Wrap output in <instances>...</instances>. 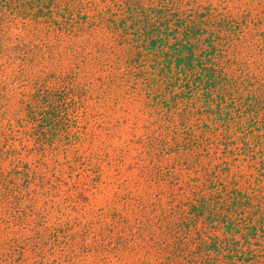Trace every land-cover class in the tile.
I'll return each mask as SVG.
<instances>
[{"label": "rangeland", "instance_id": "374dc122", "mask_svg": "<svg viewBox=\"0 0 264 264\" xmlns=\"http://www.w3.org/2000/svg\"><path fill=\"white\" fill-rule=\"evenodd\" d=\"M110 1L56 0L59 7H53L49 14L53 22L48 26L42 20L44 16L37 25L30 18H23V13L0 16V149L6 145L19 147L20 141L30 144L29 139L20 136L16 122L22 114L23 100L38 86L41 90L46 85L73 88L71 100L81 113L70 140H57L65 148L52 155L50 148L41 152L36 190L26 192L28 183L20 181L24 186L17 183L21 189L15 196H8L7 203L0 200V264L162 262L166 260L164 252L159 251L156 256L160 247L159 215L175 210L174 203L190 195L192 186L201 183L202 179L195 177L201 169L194 170L184 160H177L175 150L156 140L155 118L141 110L140 101L127 90L120 93L123 87L119 89L115 80L106 82L105 73L111 72V66L94 59L103 29L96 27L95 37L78 35L74 30L76 24L71 19L77 22L83 12L90 13L92 7L99 8ZM177 3L182 8L209 4L243 22L248 30L245 41L251 45L242 50L241 56L248 60L247 51L252 52L249 72L264 83V0ZM57 23L60 28H55ZM87 36L89 43L82 49L77 41H84ZM244 78L245 86L252 85L251 78ZM118 92L119 101L113 109L111 103H115ZM197 128L209 141L212 139L211 143L206 142V148L178 150L187 154L186 162L195 159L207 163V186L216 192L223 186L248 185L249 193L248 182H254L257 187L252 191L264 195V182L253 181V159L237 152L239 139L232 138L237 132L226 134L224 139L220 136L224 130L208 131L202 124ZM176 132L177 137L181 136L179 127ZM171 143L174 145V140ZM20 157L30 162L34 158L26 151ZM8 162L7 156H0V171ZM8 242L12 243L10 248ZM34 245L39 252H34ZM7 248L12 250L11 256Z\"/></svg>", "mask_w": 264, "mask_h": 264}, {"label": "trees", "instance_id": "16d2710c", "mask_svg": "<svg viewBox=\"0 0 264 264\" xmlns=\"http://www.w3.org/2000/svg\"><path fill=\"white\" fill-rule=\"evenodd\" d=\"M177 1L181 2L111 0L102 7H92L90 13L83 12L77 22H70L76 24L73 28L78 35L95 37L94 29H103L94 59L111 66V72L105 73L106 82L115 80L119 89L123 87L120 93L127 90L140 101L141 110L155 118L156 140L175 150L177 160H184L194 170L201 169L200 175L195 172L201 183L174 203L175 210L159 215L160 247L156 256L164 252L166 260L157 264H264V195L252 191L257 184L248 182L249 193L248 185L242 188L236 184L215 192L207 186V163L195 159L186 162L187 154L178 150L211 143L204 132L196 131L200 124L208 131L224 130L220 134L224 139L226 134L237 132L232 137L239 139L237 152L253 159V181L264 182V83L249 72L252 52L247 51L248 60L241 56L242 50L251 45L245 41L248 30L243 22L209 4L182 8ZM56 3L0 0V16L23 13V18H30L35 25L44 16L42 20L48 26L53 22L49 14L57 8ZM60 27L57 23L55 28ZM88 36L85 42L77 41L82 49L89 43ZM245 76L248 81L251 78L252 85L245 86ZM70 91L73 88L68 90L63 85H46L42 90L38 86L23 100L16 127L30 144L20 141L19 147H1L0 154L9 162L0 171V200L15 196L23 185L20 181L33 185L25 187L26 192L35 191L37 175H41L37 168L41 152L52 149V155L61 151L65 147L58 141L75 134L81 113L75 109ZM119 92L115 103H111L113 109ZM178 127L182 137H177ZM23 151L33 154L32 162L20 157ZM11 244L6 243L9 248ZM36 249L34 245V252H39ZM7 250L11 256L12 250Z\"/></svg>", "mask_w": 264, "mask_h": 264}]
</instances>
